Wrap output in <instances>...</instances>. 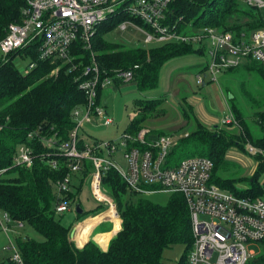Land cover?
Wrapping results in <instances>:
<instances>
[{
    "label": "trees",
    "instance_id": "obj_1",
    "mask_svg": "<svg viewBox=\"0 0 264 264\" xmlns=\"http://www.w3.org/2000/svg\"><path fill=\"white\" fill-rule=\"evenodd\" d=\"M23 5V0H0V39L5 36L10 23L20 22ZM170 9L172 15L182 17V23L191 24L188 31L204 27L220 31H248L264 24L260 9L245 3L241 6L239 0H173ZM122 18L116 16L99 23L90 48L85 49L80 43L74 46L73 68L69 63L48 60H38L37 65L27 73L19 71L12 62L0 66V124L3 125L0 132V168L11 166L15 149L21 143H31L37 153L31 167H11L0 177V210L7 212L14 222L22 223V227L30 226L41 236V240L19 235L14 238L25 264H164V250L176 244L183 245L185 250L174 264H185L193 238L190 212L184 195L181 192H168L165 203L155 202L147 195L130 190L114 169L103 173L101 185L116 204L121 229L109 241L106 250H102L93 240L76 247L70 240L73 222L102 210L103 205L96 203L93 209L85 210L78 200L76 206L81 212L75 208L72 223L64 224L62 220L67 212H55L58 201L55 184L63 179L68 170L67 159L54 153L47 156L49 151L26 137L29 130L43 126L53 127L59 140L67 138L76 123L73 110L85 101L84 92L78 88L75 76L81 74L83 66L90 63L92 54L104 74L138 65L132 81L137 91L142 93L158 85L162 66L168 60L200 53L191 44L182 42L143 47L108 39L107 35ZM26 51L31 59H36L34 46ZM239 66L228 68L225 74ZM245 66L257 69L264 77V67L260 63L249 60ZM114 81V84L122 82L119 79ZM232 81H226L225 90L226 94H230L226 98L237 120L235 129L238 131L228 130L234 128L232 124H213L211 127L214 128H208L193 112L194 118L191 120L194 127L184 134L171 136L175 138V143L168 150L167 165L175 166L192 157H205L213 162L211 182L215 185L241 196H264L259 183V177L264 172V154L258 152L252 156L256 165L248 178L235 175L226 157L231 148L245 151L247 142L264 150V114L255 110L252 114L247 112L246 106L237 101L231 87ZM101 92L99 88L98 97ZM163 100L162 97L135 99L138 114L124 132L137 134L143 129L141 124L147 114L157 109ZM184 114L189 115L186 111ZM147 134L146 138L149 137ZM158 136L159 139L163 134L159 133ZM97 141L100 140L92 139L89 143ZM85 142L88 141L80 129L78 145L82 147ZM51 159L57 160V168H52L48 163ZM91 169L92 163L84 159L76 174L79 187L86 183L84 178ZM243 180L247 182V187H239ZM67 199L73 204L74 193L71 190L67 193ZM85 223L79 228L83 229ZM259 245L261 250L245 264H264V238ZM0 264L12 262L7 257Z\"/></svg>",
    "mask_w": 264,
    "mask_h": 264
},
{
    "label": "built area",
    "instance_id": "obj_2",
    "mask_svg": "<svg viewBox=\"0 0 264 264\" xmlns=\"http://www.w3.org/2000/svg\"><path fill=\"white\" fill-rule=\"evenodd\" d=\"M172 1L23 0L20 22L10 23L5 36L0 39V66L12 62L18 68L15 59L24 57H29V61L22 70L18 68L22 73L33 69L38 60L72 64L74 46L80 43L81 47L90 48L96 26L107 19L122 16L115 28L121 32L131 29L132 33L141 34L137 41H133L136 46L182 42L191 44L201 54L207 53L205 70L196 76L198 85L205 83L203 73L218 82L217 74L244 61H256L264 67V24L248 31H220L213 27L188 31L191 24L182 23V17L172 15ZM244 3L256 9L264 8V0H244ZM33 46L36 59H31L29 52H25ZM90 60L83 66L81 74L75 76L85 101L73 110L76 123L67 138L59 140L53 127L39 126L26 133L28 141L34 140L35 144L49 151L47 156L54 153L67 159L68 170L55 184L58 198L55 212L61 214L75 210L67 193L83 160L88 159L92 169L84 180L94 199L103 205L105 218L119 216L114 200L101 185L103 173L114 169L132 191L144 195L157 192H181L184 195L193 238L185 264H245L255 255L249 245L264 238V196H241L215 185L211 182L213 162L205 157H192L168 166V148L175 143V138L161 136L149 141L145 128L135 135L123 132L119 138L85 142L82 147L78 145V130L85 123L110 125L113 122L98 97V89L103 91L113 87L115 79L122 82L132 80L134 69L138 67L115 69L104 74L93 54ZM219 122L238 126L226 99ZM2 129L0 124V132ZM245 151L251 157L258 152L264 154L249 142L245 144ZM117 153L124 160L123 167L116 161ZM36 155L31 143L17 145L11 166L0 168V177L11 167H31ZM48 163L52 168L58 166L54 159ZM11 225L22 227V223L14 222L7 212L0 210V230L5 232ZM9 242L12 264H25L15 242L10 239Z\"/></svg>",
    "mask_w": 264,
    "mask_h": 264
},
{
    "label": "rangeland",
    "instance_id": "obj_3",
    "mask_svg": "<svg viewBox=\"0 0 264 264\" xmlns=\"http://www.w3.org/2000/svg\"><path fill=\"white\" fill-rule=\"evenodd\" d=\"M239 3L244 6V0H239ZM261 14L264 19V8L261 9ZM139 36L141 37V34L132 33L131 29L121 32L114 28L107 35V38L127 45H134L133 41H137ZM207 60V53H193L171 59L161 69L158 85L146 92H138L133 81L121 85L117 90L110 89L111 93L105 96L106 104L104 106L112 117L113 122L110 125L87 122L81 129L82 134H84L88 142L92 141V139L106 141L119 138L128 127L130 121L138 114L137 107L134 104L135 99L157 97H162L164 100L157 109L147 114V118L141 124V127L150 131L147 134L149 141L158 140L159 133L165 137H170L184 134L191 130L195 125L191 120L194 118L193 112L195 113V111H199V113L201 111L202 115L215 121L214 125L220 124L219 121L223 114L225 99L228 102L226 96H230V94H226L225 90L227 80H233L231 87H233L237 101L246 106L249 114H252L254 110L264 114V77L257 69L246 68L245 65L248 61H244L242 65L240 64L241 66L233 71H227L226 74L225 72L217 74L218 82L211 80L208 73H203L205 83L204 85H197V66H202V63L204 64ZM28 61L29 57L15 59V63L20 70L26 66ZM232 77L233 79H231ZM185 111L189 115L184 114ZM214 125L210 124L207 126L208 128H214L211 127ZM233 129L235 127L228 128L229 131H233ZM173 146L174 143L170 144L168 150L170 151ZM232 149L229 150L226 157L228 164L234 169L233 173L238 176L241 175L242 178L250 177L255 169L253 158L240 148ZM262 152L264 153V150ZM116 161L122 167L124 166L121 154H116ZM245 180L240 182L239 187L248 186ZM259 183L264 190V172L259 177ZM135 193L144 195L140 192ZM167 196L168 194L163 192L147 194L150 200L161 204L165 203ZM79 197L78 200L81 201L85 210L93 209L97 203L87 184L81 189ZM73 213L65 215L62 222L66 225L72 223L74 220ZM16 235L20 237L29 236L41 240V236L28 225L24 227L11 225L5 232L0 230V261L12 254V249H8L10 246L9 239L14 242ZM249 248L255 250V255L261 250L259 243L250 244ZM184 250L185 247L181 244L166 248L162 255L163 263H176L184 253Z\"/></svg>",
    "mask_w": 264,
    "mask_h": 264
},
{
    "label": "crops",
    "instance_id": "obj_4",
    "mask_svg": "<svg viewBox=\"0 0 264 264\" xmlns=\"http://www.w3.org/2000/svg\"><path fill=\"white\" fill-rule=\"evenodd\" d=\"M197 54H200V53H197ZM170 60H168V61H170ZM163 66H162V68H163ZM204 70H205V63L204 64L202 63V66H197L196 73L198 74L199 72H202ZM197 74H196V76H197ZM131 81L132 80L127 81V82H120L119 84H114L113 87L104 89L100 94V101H102L103 104H106L105 103V100H106L105 96L107 94L111 93L109 91L110 89L117 90V89H119V87L121 85L126 84V83L131 82ZM196 84L198 85L197 81H196ZM223 112H224V110H223ZM195 113L198 116V118L202 122H204L206 125H210V124L215 123V121L210 120L207 117H205L204 115H202L201 111H200V113H199V111L198 112L195 111ZM72 182H73V184L71 186V191L74 193L73 205L75 207H77L76 204H77L78 199L80 198L79 194L81 192V189L87 183L81 184V187H79L78 175L75 176V180H73ZM70 213H73V211H69L65 215L70 214ZM73 215L75 217V213H73ZM83 223H85V226L83 227L84 231H83V233H80L83 229L79 228V227ZM120 229H121V218L119 216L111 217V218H105L104 213H103V208H102V210H100V211L89 214L86 218H84L81 221H74L73 225H72V230L70 233V240L75 244L76 247H82L87 241L93 240L96 244H98V246L102 250H106L108 247L109 241L112 239L113 236H115L117 234V232Z\"/></svg>",
    "mask_w": 264,
    "mask_h": 264
},
{
    "label": "water",
    "instance_id": "obj_5",
    "mask_svg": "<svg viewBox=\"0 0 264 264\" xmlns=\"http://www.w3.org/2000/svg\"><path fill=\"white\" fill-rule=\"evenodd\" d=\"M76 208H77V212H81V209H79V206H77Z\"/></svg>",
    "mask_w": 264,
    "mask_h": 264
}]
</instances>
